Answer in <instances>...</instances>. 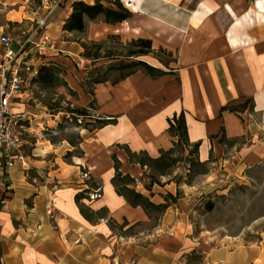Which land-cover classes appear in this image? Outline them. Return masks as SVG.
<instances>
[{
  "label": "crops",
  "instance_id": "1",
  "mask_svg": "<svg viewBox=\"0 0 264 264\" xmlns=\"http://www.w3.org/2000/svg\"><path fill=\"white\" fill-rule=\"evenodd\" d=\"M73 1L0 0V34L37 13L51 32L61 29ZM120 1L129 15L96 25V34L150 32L152 47L173 50L175 60L156 77L135 68L116 80L92 81L89 92L73 87L78 105L90 107L85 121L91 126L77 127L74 143L42 138L30 120L24 128L29 168L16 161L0 172V264H190V254L199 251V264H264V238L206 251L190 229V194L226 190L230 180L264 162V73L254 71L255 60L264 61V19L254 18L247 0ZM170 33L172 42L165 39ZM66 48L82 52L78 42ZM87 68L77 72L79 81ZM179 114L194 162L206 169L192 182L186 180L190 166L180 170L179 161L157 171L131 158L161 163L175 156L179 139L169 120L176 127ZM104 119L115 121L99 122ZM126 177L130 182L116 183ZM145 199L158 214L150 228L135 229L151 221Z\"/></svg>",
  "mask_w": 264,
  "mask_h": 264
},
{
  "label": "rangeland",
  "instance_id": "2",
  "mask_svg": "<svg viewBox=\"0 0 264 264\" xmlns=\"http://www.w3.org/2000/svg\"><path fill=\"white\" fill-rule=\"evenodd\" d=\"M51 1L54 3L55 0ZM92 1H100L107 7H114L124 13L125 18L130 13L120 0H85L84 2L92 4ZM31 2L33 5H37L41 3V0H31ZM247 2L252 3L253 0H247ZM36 15L40 14L37 13ZM9 17L19 18L16 17L15 13L9 14ZM122 20L101 14L94 20L84 17V29L81 31L65 30L63 28L65 22L61 29L52 25L53 32L47 28L48 34L57 39L59 48L69 51L66 48L67 43L78 42L82 46V52L78 55L69 51L71 55L61 54L58 62H49L45 65L49 70H43L42 74L48 75L49 72L51 80L48 82L39 81L37 72L36 77L25 87L22 100L17 102L15 108L10 107L12 110H24L34 115L31 119L36 122L38 135L42 138H48L53 142L66 138L74 143L77 127L91 128L90 124L85 121L89 119L90 107L87 109L78 105V94L73 90V87L79 89L78 86L80 85L84 91L89 92L94 80L107 78L116 80L135 68H141L146 72V66L134 64L137 61H148L151 65H155L157 70L153 71L154 73L170 68L175 60L173 50L161 44L152 47L150 32L132 29L129 32L127 30L124 34L114 32L106 33L103 36L96 34V25L105 22L116 24ZM34 21L35 18L30 20L26 17V20L22 19L17 25H10L6 34L12 36L22 35L35 23ZM137 38L151 39V47L147 49L136 45L135 40ZM140 50L145 51V53L139 54ZM85 51L89 54V57L83 56ZM108 58H114L116 62L108 64ZM80 59H83V62H80ZM97 61H104V66L93 67L92 64ZM125 63L126 65L131 64V66H126ZM86 67H88L85 69L86 78L79 81L80 77H77V72L83 71ZM90 106L93 107L92 104ZM77 110H84L85 115H80ZM51 118L56 120V124L52 128H47L43 121H49ZM31 119L24 121L23 126L28 125ZM179 123L180 120L177 121L176 127H174L179 139V142L173 148L175 156L166 155L167 159L161 163H152L145 155H132L131 158L146 161L151 168L157 171H164L169 164L179 161L178 167L180 170L186 168L187 165L190 166V177H187L186 180L192 182L196 173L206 169L194 162L195 147L188 146L182 125ZM97 125L99 123L93 124V126ZM25 134L27 132L24 130L23 138ZM27 145H23L24 155L29 151ZM149 176L152 177L151 179H156L151 173ZM121 182H130V179H116V183ZM227 186L229 187L226 190H201V194L200 191L190 194V197H192L190 200L191 234L195 236V242H202V247L206 251L210 247H216L224 242L231 247L237 243L247 244L264 238V162L245 169L239 178H233L227 183ZM148 212L151 221L135 229L150 228L149 226L154 223L158 212L149 206ZM203 258L204 256L200 251L195 254L192 253L190 254V264H199L204 260Z\"/></svg>",
  "mask_w": 264,
  "mask_h": 264
},
{
  "label": "built area",
  "instance_id": "3",
  "mask_svg": "<svg viewBox=\"0 0 264 264\" xmlns=\"http://www.w3.org/2000/svg\"><path fill=\"white\" fill-rule=\"evenodd\" d=\"M34 22L22 35L0 34V172L16 161L24 170L29 168L23 153V122L34 115L10 107L15 108L22 100L25 87L36 77L39 67L58 62L61 54L71 55L48 34L45 15H38ZM52 210V201L48 200L47 211Z\"/></svg>",
  "mask_w": 264,
  "mask_h": 264
},
{
  "label": "trees",
  "instance_id": "4",
  "mask_svg": "<svg viewBox=\"0 0 264 264\" xmlns=\"http://www.w3.org/2000/svg\"><path fill=\"white\" fill-rule=\"evenodd\" d=\"M101 14L106 15L108 17H112V18L117 19V20L124 19L126 16L124 13H122L116 9H112V8H109L105 5H103L100 1H96L92 4H89V3H86L82 0H75L72 2V11H71L70 15L68 16V18L66 19L63 28L65 30H68V31H72V30L81 31L84 29V17L88 18L89 20H94L98 15H101ZM135 42H136V45H138L142 48L149 49L151 47V39L137 38L135 40ZM138 53L144 54L145 51L140 50ZM83 56L89 57V54L85 51ZM95 57H97V56H95ZM134 64H141V65L146 66V68H147L146 74H149L152 77H156L158 75L163 74V71H161V70L154 73L153 71L157 70V67L149 65L144 61H137ZM125 65H126V63H125ZM126 66H131V64H128ZM45 69L49 70L48 67L45 65H42L41 67H39L38 76H37V79L39 81L48 82L51 80V75H49V72H48V75L42 74L43 70H45ZM94 82H98V80H94ZM223 109H225V107H223ZM77 111L79 112V114L85 115L84 110H77ZM173 119H175V116L173 117ZM178 120H180L179 124H181L182 128H183L184 127V120H183L182 114H179V116L176 120V123ZM114 121H115V119L99 120V122L102 124L113 123ZM169 125H170L171 131L175 132L174 131L175 128H174V125L171 122V120H169ZM175 134H176V132H175ZM196 146H197V143H196ZM126 179H129V178L126 177ZM133 194H134V197H136V198H143L138 193L133 192ZM146 204H147V206H152V204L150 202H148L147 200H146Z\"/></svg>",
  "mask_w": 264,
  "mask_h": 264
},
{
  "label": "bare ground",
  "instance_id": "5",
  "mask_svg": "<svg viewBox=\"0 0 264 264\" xmlns=\"http://www.w3.org/2000/svg\"><path fill=\"white\" fill-rule=\"evenodd\" d=\"M191 2V0H186V3ZM250 12L253 14L254 18H257V21H260V19H264V15L262 14V12H264V0H254L252 6L249 8ZM146 26H149V24H147ZM164 30V29H162ZM160 31L156 30L155 33L157 35H160L159 33ZM165 39L167 41L172 42L174 39V33H170L167 34L165 36ZM191 37H190V41H191ZM224 49L225 46H223ZM236 58L241 59L244 58V56H241L239 53L236 55ZM242 61L243 63H245V58L244 60H239ZM254 71L258 72L260 75L264 73V61L260 58H257L255 60V66H254ZM90 169H96L97 165L94 163H88Z\"/></svg>",
  "mask_w": 264,
  "mask_h": 264
}]
</instances>
